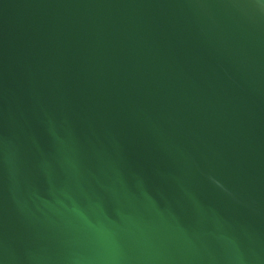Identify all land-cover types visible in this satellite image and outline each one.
Instances as JSON below:
<instances>
[{
	"label": "water",
	"instance_id": "water-1",
	"mask_svg": "<svg viewBox=\"0 0 264 264\" xmlns=\"http://www.w3.org/2000/svg\"><path fill=\"white\" fill-rule=\"evenodd\" d=\"M0 264H264V0H0Z\"/></svg>",
	"mask_w": 264,
	"mask_h": 264
}]
</instances>
